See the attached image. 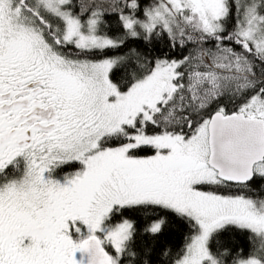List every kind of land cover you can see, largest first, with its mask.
I'll return each instance as SVG.
<instances>
[{
    "label": "snow or ice",
    "instance_id": "1",
    "mask_svg": "<svg viewBox=\"0 0 264 264\" xmlns=\"http://www.w3.org/2000/svg\"><path fill=\"white\" fill-rule=\"evenodd\" d=\"M161 257L264 264V0H0V264Z\"/></svg>",
    "mask_w": 264,
    "mask_h": 264
},
{
    "label": "trees",
    "instance_id": "2",
    "mask_svg": "<svg viewBox=\"0 0 264 264\" xmlns=\"http://www.w3.org/2000/svg\"><path fill=\"white\" fill-rule=\"evenodd\" d=\"M149 48L151 49L152 46L150 45ZM141 50H143V46H141ZM159 49L153 54H158ZM115 54H122L121 52L115 53ZM124 73L121 70H116L115 75L117 78L122 76ZM189 229L186 226H178L170 233H167L165 237L162 238V242L167 245L168 248L172 249L173 251L178 250L184 243L185 237L189 235ZM236 240L243 244V240L240 237H236ZM161 261L164 262V264H167V257H161Z\"/></svg>",
    "mask_w": 264,
    "mask_h": 264
}]
</instances>
